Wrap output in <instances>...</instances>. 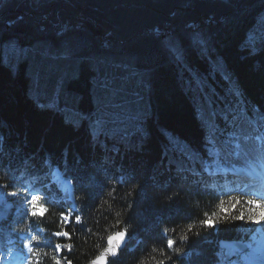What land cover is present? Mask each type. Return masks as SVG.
<instances>
[{
  "label": "trees",
  "instance_id": "obj_1",
  "mask_svg": "<svg viewBox=\"0 0 264 264\" xmlns=\"http://www.w3.org/2000/svg\"><path fill=\"white\" fill-rule=\"evenodd\" d=\"M235 165L264 167V0H0V258L89 264L122 225L109 264H225L264 243Z\"/></svg>",
  "mask_w": 264,
  "mask_h": 264
},
{
  "label": "rangeland",
  "instance_id": "obj_2",
  "mask_svg": "<svg viewBox=\"0 0 264 264\" xmlns=\"http://www.w3.org/2000/svg\"><path fill=\"white\" fill-rule=\"evenodd\" d=\"M171 39H172V41L170 42L169 45L173 47V44L175 43V41L173 38H171ZM174 48L176 49V51L178 53H180L179 46L177 43H175ZM207 149H208L209 155L212 158L211 159L212 162L217 164L218 162H220L222 160L221 157H219L218 149L214 144L209 143L207 145ZM54 174L58 175L62 185H66L68 187L71 185V183L68 180L64 179L58 172H55ZM259 174L262 175L261 172ZM262 178L264 179V175L262 176ZM247 181L250 182V185H249L250 189H254L255 192L258 191V189H262L264 191V186L259 185L258 181H257L258 182L257 186L253 184L255 179H247ZM65 220L67 222H70V216H66ZM261 224L262 223L258 222L257 226L261 225ZM259 230H260L261 235L264 236V232L261 229H259ZM254 249H257L258 252H254V250H251V249L248 250V248H247V251L242 256H240L234 260L238 261L240 264H262V263L264 264V260H260V256H259V253L263 252L262 255L264 258V243L259 242ZM234 260L232 262L231 261L228 262L227 264H234L235 263ZM260 262H262V263H260Z\"/></svg>",
  "mask_w": 264,
  "mask_h": 264
},
{
  "label": "water",
  "instance_id": "obj_3",
  "mask_svg": "<svg viewBox=\"0 0 264 264\" xmlns=\"http://www.w3.org/2000/svg\"><path fill=\"white\" fill-rule=\"evenodd\" d=\"M118 234H123V235L121 239L114 241L116 254L112 255L106 250L112 246L109 244L110 238L113 236H117ZM113 236H111L108 239L106 249L89 264H95V261H97L102 254L104 255V259L102 261H99V264H109L112 259H115L119 256L120 251L124 249L127 242V237H126L127 235L126 233H124L122 225L118 227V232ZM219 246L221 249L224 250L225 262L233 260L234 258L240 256L247 250V245L243 241H239V240H221L219 242Z\"/></svg>",
  "mask_w": 264,
  "mask_h": 264
},
{
  "label": "snow or ice",
  "instance_id": "obj_4",
  "mask_svg": "<svg viewBox=\"0 0 264 264\" xmlns=\"http://www.w3.org/2000/svg\"><path fill=\"white\" fill-rule=\"evenodd\" d=\"M35 200V198H34ZM254 203V202H253ZM259 207V205H258ZM37 213L34 211L33 212V215H36ZM39 214L40 215H43L44 214V209L43 208H40L39 209ZM255 217V216H253ZM239 219H243V217H237ZM257 219V217H255ZM259 220H264V208H261V211H260V214H259ZM57 235H60V233H57ZM63 235H67V233H63ZM122 235L123 234H118L117 236H113L110 238V245H112L110 248H108L106 251L111 253L112 255H115L116 252H115V244H114V241L116 240H119L122 238ZM33 239H35V237H33ZM173 244V241L171 242L170 246ZM58 250H59V247H58ZM104 259V255L102 254L97 261H95V264H99V261H102ZM57 264H59V262H57Z\"/></svg>",
  "mask_w": 264,
  "mask_h": 264
},
{
  "label": "bare ground",
  "instance_id": "obj_5",
  "mask_svg": "<svg viewBox=\"0 0 264 264\" xmlns=\"http://www.w3.org/2000/svg\"><path fill=\"white\" fill-rule=\"evenodd\" d=\"M242 167H245L246 169H243ZM253 170H251L250 167H246V166H240V175H241V178L243 179V181L245 179H253L254 177L256 176H263L264 175V169H259V170H256L254 172H252ZM262 173V175H260L259 173ZM255 237V236H254ZM12 253V252H11Z\"/></svg>",
  "mask_w": 264,
  "mask_h": 264
}]
</instances>
